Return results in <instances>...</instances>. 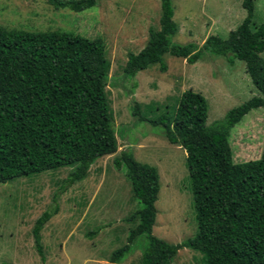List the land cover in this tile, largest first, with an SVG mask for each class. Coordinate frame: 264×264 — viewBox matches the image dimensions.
<instances>
[{
    "label": "trees",
    "instance_id": "16d2710c",
    "mask_svg": "<svg viewBox=\"0 0 264 264\" xmlns=\"http://www.w3.org/2000/svg\"><path fill=\"white\" fill-rule=\"evenodd\" d=\"M46 1L55 9L80 12L100 0ZM242 5L246 17L228 38L211 35L199 47L172 42L179 29L174 6L172 0H161L160 28L149 29L142 50L128 52L124 72L130 77L156 63L166 71V53L190 64L206 53L225 56L230 63L239 59L246 63L259 94L211 125H207V99L193 89L183 92L173 114L166 111L149 117L135 107L140 121L162 126L168 141L187 153L197 232L176 244L153 234L159 171L133 153L121 151L114 164L119 170L124 166V175L142 208L127 217L134 226L127 242L111 253L107 264H121L140 237L147 240L141 264H171L185 247L201 253L205 264H264V157L234 162L230 144L231 129L252 109L264 107V22L256 25L253 21L255 0H243ZM109 71L101 37L0 26V184L70 167L65 184L71 186L84 180L99 158L117 152L106 93ZM59 211L56 196L31 230L43 261L41 232Z\"/></svg>",
    "mask_w": 264,
    "mask_h": 264
},
{
    "label": "rangeland",
    "instance_id": "374dc122",
    "mask_svg": "<svg viewBox=\"0 0 264 264\" xmlns=\"http://www.w3.org/2000/svg\"><path fill=\"white\" fill-rule=\"evenodd\" d=\"M243 0H172L178 32L173 43L199 47L211 35L228 38L246 17ZM161 0H100L75 12L55 9L46 0H0V26L27 31H67L101 37L110 61L106 93L118 141L116 153L99 158L87 177L67 186L70 167H62L0 184V264H107L111 253L127 242L134 226L127 217L142 204L114 158L129 151L140 162L157 167L160 190L153 234L179 243L197 232L196 211L186 151L168 141L162 126L140 121L139 106L149 117L175 112L184 91L201 92L208 102L207 125L259 91L246 63L206 55L194 64L166 53L167 70L156 63L127 76L128 52H139L149 29L160 28ZM253 21L264 22V0H255ZM264 56V52L262 53ZM234 162L264 157V107L252 109L230 133ZM57 196L60 211L43 228L46 260H41L32 236L38 216ZM147 240L140 237L121 264H141ZM171 264H205L202 254L182 248Z\"/></svg>",
    "mask_w": 264,
    "mask_h": 264
}]
</instances>
